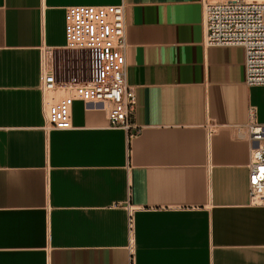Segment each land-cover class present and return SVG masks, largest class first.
<instances>
[{"label": "crops", "instance_id": "crops-1", "mask_svg": "<svg viewBox=\"0 0 264 264\" xmlns=\"http://www.w3.org/2000/svg\"><path fill=\"white\" fill-rule=\"evenodd\" d=\"M202 1L0 0V264H264L235 138L251 107L264 123V88L241 47L205 45ZM120 4L138 133L81 101L48 127L40 57L60 80L66 8Z\"/></svg>", "mask_w": 264, "mask_h": 264}, {"label": "built area", "instance_id": "built-area-1", "mask_svg": "<svg viewBox=\"0 0 264 264\" xmlns=\"http://www.w3.org/2000/svg\"><path fill=\"white\" fill-rule=\"evenodd\" d=\"M202 4L205 45L241 47L246 85L264 88V0H203ZM64 31L65 48L92 53L98 65L91 80L66 82L56 78L49 53H41L39 89L47 126L71 128L72 103L81 101L86 109L103 110L108 128L123 130L132 138L138 127L136 96L127 84L124 6L68 7ZM235 138L250 146V204L264 206V123L257 121L254 107L248 122L236 129ZM128 230H132L131 215Z\"/></svg>", "mask_w": 264, "mask_h": 264}, {"label": "rangeland", "instance_id": "rangeland-1", "mask_svg": "<svg viewBox=\"0 0 264 264\" xmlns=\"http://www.w3.org/2000/svg\"><path fill=\"white\" fill-rule=\"evenodd\" d=\"M52 55L55 71L62 81H89L97 69V61L88 51L65 49Z\"/></svg>", "mask_w": 264, "mask_h": 264}, {"label": "bare ground", "instance_id": "bare-ground-1", "mask_svg": "<svg viewBox=\"0 0 264 264\" xmlns=\"http://www.w3.org/2000/svg\"><path fill=\"white\" fill-rule=\"evenodd\" d=\"M51 59V56L49 57V60Z\"/></svg>", "mask_w": 264, "mask_h": 264}]
</instances>
